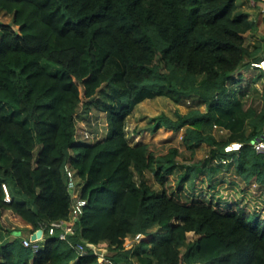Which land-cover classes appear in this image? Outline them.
<instances>
[{"label":"trees","instance_id":"1","mask_svg":"<svg viewBox=\"0 0 264 264\" xmlns=\"http://www.w3.org/2000/svg\"><path fill=\"white\" fill-rule=\"evenodd\" d=\"M236 1L0 0L18 28L0 25V264H107L101 251L112 264H264V190L250 187L264 185L253 144L264 139V89L243 98L229 86L262 57L245 45L254 27ZM110 89L119 106L109 131L78 138L81 107ZM155 96L194 103L175 120L156 117L153 131L185 128L184 148L205 144L204 160L182 164L170 142L128 143L126 118ZM213 128L229 134L219 140ZM233 142L241 149L226 152ZM66 164L87 200L73 237L87 255L51 237L34 253L9 239L4 218L31 235L67 218Z\"/></svg>","mask_w":264,"mask_h":264},{"label":"rangeland","instance_id":"2","mask_svg":"<svg viewBox=\"0 0 264 264\" xmlns=\"http://www.w3.org/2000/svg\"><path fill=\"white\" fill-rule=\"evenodd\" d=\"M0 25H10L14 30H18L16 26L13 25L12 15H9L0 10ZM1 34V31H0ZM245 41L249 45L251 39L250 36H245ZM254 47V46H252ZM43 67L54 74H60V68L52 64L50 61H42ZM251 67V66H250ZM252 74L247 76L244 75L241 82L237 85H231L230 89L239 93L243 98L247 96H255V94H260L264 89V75L258 71H251ZM261 75V76H260ZM257 77L259 80L257 83L254 82V78ZM119 92L115 90H105L97 99L83 105L77 116V124L82 128V136L84 137V132H88L91 136L92 131H104L107 133L109 131V115L112 109H116L119 106ZM197 108L193 102H185L181 106H176L169 98L164 96H155L152 98H146L141 102L137 103L130 115L125 120V137L127 141L132 144L129 140L134 138L136 141L143 143H164L170 142L175 146L183 150L182 156L180 157V162L182 164H192L193 162L204 160L208 153V147L205 144L198 146L194 152L185 149L182 144V137L185 133V128L178 131H173L170 129H159L158 131H153V125L155 123V118L159 115L166 114L171 119L175 120L176 113L185 115L190 110ZM200 112H205L204 107L199 108ZM78 129V128H77ZM79 131V130H78ZM81 131V130H80ZM213 135L217 139L224 140L229 134V131L218 130L217 128L212 129ZM225 160L223 163H226ZM215 162L210 163L208 167H215ZM205 170V169H204ZM202 170V172H205ZM183 172L182 168H178L175 172V176ZM233 177V175H232ZM152 189L159 191V186L155 183L152 175L147 173L143 178ZM136 180L140 182L141 178L136 177ZM250 187L254 191L264 190V185H261L255 181L250 184ZM10 221V220H8ZM7 217L4 220V225H7ZM193 233L187 234L186 244L194 239Z\"/></svg>","mask_w":264,"mask_h":264},{"label":"built area","instance_id":"3","mask_svg":"<svg viewBox=\"0 0 264 264\" xmlns=\"http://www.w3.org/2000/svg\"><path fill=\"white\" fill-rule=\"evenodd\" d=\"M260 3L261 12L264 15V0H260ZM250 66L253 69H258L264 72V58L258 61H252L250 63ZM84 137L90 138L89 133L85 131ZM253 144L256 153H264V139L257 140ZM241 147V143L233 142L225 147V151L228 153H233L239 151ZM64 172L66 175L67 189L73 197L72 205L69 208L67 218L52 221L48 227H41V229L39 230L41 231V235L35 240L32 239V235L29 233V229L22 226H18L21 229L18 230L15 235H13V239L18 238L25 248L31 249L34 253H36L42 248L46 238L51 237L60 241L68 242L73 247V249H75L78 256L87 255L86 249L83 244L73 242V237L76 235L77 232L76 226L80 217L83 214L84 207L87 205V200L79 196L77 177L75 175V171L70 167L69 164H66L64 166ZM2 189L4 192V201L6 203H11L12 197L10 195L8 186L6 184H2ZM140 236L141 234L139 233L135 236L129 237L127 239L126 247L132 246L135 242L139 240ZM108 254L110 253L107 251H101L99 253L105 263L112 264L111 260L107 256Z\"/></svg>","mask_w":264,"mask_h":264},{"label":"crops","instance_id":"4","mask_svg":"<svg viewBox=\"0 0 264 264\" xmlns=\"http://www.w3.org/2000/svg\"><path fill=\"white\" fill-rule=\"evenodd\" d=\"M236 12L247 15L248 19L251 21V23L253 24V27H254V30L252 32L245 34V36L249 35L250 39H251L249 45L246 43V41H245V45L249 48V50L253 49L252 46H256V45L259 46L260 50H259L258 56L264 58V15L261 12L260 0H237L236 1ZM251 71H258L260 74L263 73L262 71H260L258 69H253L250 67V68H248V71L246 73H244V75L247 76L249 74H252ZM244 75L242 77L243 79H244ZM255 83H257V82H255ZM175 105L181 106V104H175ZM81 125H83V124H81ZM81 125L78 126V124H77L78 129H76V135L78 138L82 137L81 133H82L83 127H81ZM165 129H167V128H165ZM91 136H92V134H91ZM129 140L132 142V144H130L128 142L130 145L143 144V142L136 141L133 137L130 138ZM5 218H4V220H5ZM8 220L9 219L7 218V221ZM7 226L11 229L9 239L12 240L13 235H15V233L18 230H20L21 228L18 227V225H16V224H12L10 221L7 222Z\"/></svg>","mask_w":264,"mask_h":264},{"label":"water","instance_id":"5","mask_svg":"<svg viewBox=\"0 0 264 264\" xmlns=\"http://www.w3.org/2000/svg\"><path fill=\"white\" fill-rule=\"evenodd\" d=\"M41 235V231H38L36 234L32 235V239L35 240Z\"/></svg>","mask_w":264,"mask_h":264}]
</instances>
